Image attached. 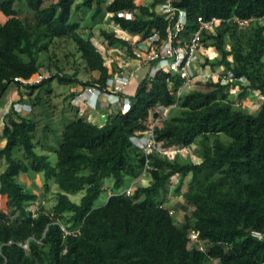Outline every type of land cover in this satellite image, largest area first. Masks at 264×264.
Segmentation results:
<instances>
[{
    "label": "trees",
    "instance_id": "16d2710c",
    "mask_svg": "<svg viewBox=\"0 0 264 264\" xmlns=\"http://www.w3.org/2000/svg\"><path fill=\"white\" fill-rule=\"evenodd\" d=\"M136 1L56 0L45 7V0H0V12L7 17L0 24V100L12 85L26 89L29 98L37 92L36 104L55 81L81 87V93L91 86L106 90L108 79L122 73L123 67L116 61L108 63L91 33L82 32L78 17L92 12L89 22L95 25L109 16L119 30L140 37L135 43L115 31H100L107 51L126 53L125 64L136 59L139 44L156 34L166 41L174 29L157 11L166 0L150 6ZM17 3L26 6L32 20L20 17ZM173 5L187 14V24L177 34L183 41L199 29V18L254 19L245 29L223 23L215 35L205 33L202 39L219 57L205 58L201 67L210 66L212 71L223 67L234 78H244L246 85L208 80L206 90L178 97L185 85L181 74L160 70L154 77L148 75L129 98V112L108 114L103 126L76 116L64 127L57 148L42 146L55 151L56 166L48 155L35 152L37 122L12 108L2 131L7 143L0 150V161L6 163L0 195L7 208L0 210V264H264V238L251 236L253 231L264 234V0H180ZM58 40L74 43L85 70L98 73V78L83 83L75 72L56 73L33 85L16 81L38 78L42 57H49ZM236 89L239 99L251 91L260 94L263 102L257 114L236 106L232 99ZM81 93H71L70 101ZM160 106L182 113L170 116L172 109L154 127L156 141L168 151L197 146L200 162L182 163L157 152L146 157L133 144V137L151 128V115ZM147 159V186H138L132 196L118 193L104 206L94 207L106 179L112 178L120 191L126 176L140 177ZM30 171L44 175L46 188L50 181L59 187L51 213L43 207L30 209L39 196L19 181ZM83 191L79 204L69 198ZM172 195L193 208L182 223L166 208ZM193 232L205 242L203 250L190 248Z\"/></svg>",
    "mask_w": 264,
    "mask_h": 264
},
{
    "label": "rangeland",
    "instance_id": "374dc122",
    "mask_svg": "<svg viewBox=\"0 0 264 264\" xmlns=\"http://www.w3.org/2000/svg\"><path fill=\"white\" fill-rule=\"evenodd\" d=\"M52 2L53 0H46L45 6H49L50 4H52ZM16 8H19L20 16L23 17V19H33V16L25 11L27 10L26 6H24L23 8L20 7L19 3H17ZM81 16L78 17V20L82 19V32H91L93 41L95 42L96 46L102 51L104 57L106 58V60H108V63H110L111 61H116V63L123 62L124 59L122 57L126 55L124 51L117 49L107 51L102 44L103 39L100 35V31L102 30V28L109 31L115 30L113 28V24L109 22L110 20H108V18H101L99 20V23L103 27H99V29L95 30L94 28L90 29V26L92 25H90L89 20L86 19L87 15L81 14ZM2 18L3 15L0 14V22H2ZM117 34L121 35L120 31H117ZM132 40L134 42H138L140 40V37L135 36L134 38H132ZM145 45H147L146 42ZM205 46L206 45H202V49L206 50ZM205 56L206 55L202 56L201 62H204L203 57ZM41 62L44 67L41 69L40 75L46 76V78L49 76H53L56 73L72 75L75 72H78L79 78L83 83L92 82L95 78H98V73L94 72L90 74L85 70L84 63L80 59V55L76 53L75 44L70 41L58 40L52 47V51L49 54V57L47 55L43 56ZM205 82L206 81H197L195 84V89L206 90V87L204 85ZM52 86L53 88L50 92L47 89L46 92L42 93V99L40 104H36L37 101H35V96L37 92H35V94L30 93L32 95L31 98H29V93H27V90L24 89V91L27 93V102L32 107V112H24L21 110V108H17L16 110L20 114L29 116L37 122V147L35 149V152L39 155H48L51 164L53 166H56L57 155L55 151L50 152L48 150H45L42 146L49 145L52 146V148H57L60 144L64 127L71 120L76 119V116L80 117V114H83V116H85L87 111L86 109H83L86 108L85 103L77 104L76 102H74V99L70 101L69 95L71 94V86L60 85L56 81L53 83ZM238 91H236L232 95V99L235 101L236 106L243 107L249 113L257 114L263 102V98L260 96V94L258 92L251 91L245 99H239L240 91ZM107 108L109 109L110 107ZM90 111L92 112V109H90ZM181 113L182 110L173 109L170 113V116H178ZM98 121L99 120H96V118L94 117L90 120V122L94 124H97ZM196 149L197 146H193L191 148L183 150H171L166 153V157L170 160L176 159L182 163H187L189 161L198 163L200 162V159L195 153ZM138 179L141 181V183L133 185V188L136 189L138 186H147L149 184L148 179L150 180L149 173L146 176H143L142 173ZM145 180L147 181L145 182ZM188 180L189 178L186 180V183L188 182ZM19 181L27 188L28 191L39 196L38 202L32 205L30 209L38 210L43 207L48 213H51L53 211L54 205L56 204V194L60 192L59 187L54 181H50L48 183V188H46V181L44 175L42 173L38 174L32 171L28 172L27 174H22L19 178ZM132 181V178L126 176L124 186L120 191H117L114 188V180L112 178L106 179L103 185L104 190L99 199L95 202L94 207L99 208L104 206L111 196L121 193L126 190V188H128L129 186H132ZM176 184V180L171 183V191H174V189L176 188ZM186 190L187 186L183 188V192H185ZM84 193L85 192L83 191L77 194H70L69 198L72 202L79 204L82 197L84 196ZM5 203L6 202L0 197V210H4L7 212ZM166 208L171 210L172 214L174 215V218L178 221V223H182L184 221L185 215H191L193 212V208L189 204H187L182 197H176L174 195H172L166 203ZM212 262L214 264H220L219 261Z\"/></svg>",
    "mask_w": 264,
    "mask_h": 264
},
{
    "label": "built area",
    "instance_id": "2783aa9c",
    "mask_svg": "<svg viewBox=\"0 0 264 264\" xmlns=\"http://www.w3.org/2000/svg\"><path fill=\"white\" fill-rule=\"evenodd\" d=\"M157 11L160 14L167 16L168 20L173 23V34L168 40L163 42L157 34L147 39L145 42L148 44V49L143 52H136V60L140 65L149 66L150 72L148 75L150 77H154L160 70L171 74H181L182 78L185 79V85L178 91V97L188 94L195 87L197 74L194 70V66L199 64L201 61L200 51L202 49V39L205 33L215 35L217 29L222 26L223 23H234L239 28L245 29L248 28L254 21V19L241 20L238 17H233L228 20L213 18L210 21H204L202 18H199V29L189 40L183 41L177 38V34L182 32L187 24L186 12L175 8L173 3L170 1L163 3ZM119 16L131 18V15L127 13H120ZM174 41H176L177 44H175ZM45 78L46 76L39 75L38 78L30 81L20 79H16V81H20L26 86L40 83ZM206 80H214L215 82L220 81L221 84L225 86L231 83L246 85V80L244 78H234V75L230 71L225 70L223 67H219L215 70V72L208 75ZM129 81L130 78L125 73L114 74L108 79L106 90H101L92 86L86 87L83 92L74 99V102L77 104L85 103L88 108L93 110L97 109L98 106L113 107L119 109L117 112L127 113L131 109L132 101L129 98L124 97L122 93L124 92L125 86L129 84ZM238 90L239 89H236L234 91L236 92ZM173 108L175 107H158L151 115V128L139 136H135L131 139L133 144L138 147L146 157L154 152L161 155H166V153L169 152L168 150H164L161 144L156 141L154 127L159 122L167 119ZM148 172L149 165L147 159L143 170V176H146ZM134 191L135 188L131 186L122 194L132 196ZM63 230L67 235L71 234V232L66 231L65 228H63ZM251 236L258 240H262L264 238V234L259 231H253ZM204 243L205 242L199 239V235L197 233L193 232L190 234V248L195 247L199 250H203ZM25 249H28V246H25Z\"/></svg>",
    "mask_w": 264,
    "mask_h": 264
},
{
    "label": "crops",
    "instance_id": "0c3cea01",
    "mask_svg": "<svg viewBox=\"0 0 264 264\" xmlns=\"http://www.w3.org/2000/svg\"><path fill=\"white\" fill-rule=\"evenodd\" d=\"M55 1L56 0H53V2H55ZM112 1L113 0H107V3H110ZM154 1L155 0H137L136 3L139 6H150ZM167 1H170V2L174 3V2H178L180 0H166V2ZM45 2H46V0H45ZM44 6H45V3H44ZM20 7H23V6L20 5ZM45 7H47V6H45ZM160 7L161 6H158L157 10H159ZM16 9L19 10V8H16ZM25 11L27 12V10H25ZM0 14L3 15L1 12H0ZM86 15H87L86 19H88L90 21L89 18H91L92 12H88V13H86ZM80 16H81V14H80ZM21 18L23 19V17H21ZM106 18H108V20H109V16H107ZM6 21H7V17L3 15L2 22H0V24H4ZM90 25H92L91 22H90ZM99 27L102 28L103 26L100 25L99 20H98L95 25L90 26V29L94 28L95 30H97V29H99ZM113 28L116 30V31L114 30L116 33H117V31H120V33H121V35H119L120 37H123V38H126V39H131V40H132V38L135 37V36H130L129 34L119 30L115 26ZM102 29H104V28H102ZM102 44H103V42H102ZM147 49H148V44L145 45V43L143 42V43L138 45V49H137L136 52H143V51H146ZM204 55H206V56L203 57L204 58L203 61L205 60V58H209L210 61H214V60H216L219 57L218 52L216 50H214L213 48H206V50L205 49H201V51H200V56H201L200 59H202V56H204ZM201 63L202 62L200 61L199 64H196L194 66V68H195L194 70H195V72L197 74V77H196V80H195V84H196L197 81H206L207 82V80H206L207 76L212 74L213 72H215V71H212L210 66H208L206 68H202L201 67ZM120 64L123 67L122 68V73H125L130 78L129 84L125 86V89H124V92L122 93V95L124 97H127V98L133 97L135 95V92L137 90V87H138L139 83L148 76V74L150 72V68L147 65H140L136 59L131 60V61H127V63H125V64H124V62H121ZM217 69L218 68H216L215 70H217ZM194 89H195V87H194ZM81 91H82L81 87H72L70 93H74V92L81 93ZM26 94L27 93L24 91V89H19L16 86L12 85L8 89V91L5 93V95L2 97V99L0 100V150L3 149L6 146V143H7L6 139H4L2 137V131H3V128H4L5 116L10 112V110L12 108H16V109L17 108L18 109L21 108V110L24 111V112H28V113L32 112V107L30 106V104L28 102L24 101V100H27L26 99ZM83 109H86V111H87L86 115L83 116V114H80L79 116L80 117H84L89 122H90L91 118L94 117V118H96V120H99L98 123L95 124V125H99V126H103L106 123L107 118H108V114H110V112L111 113L113 111L117 112L119 110L118 108H111L110 107L108 109L107 107H98L95 110L92 109V112H91L90 108H88L87 104H86V108H83ZM77 111H78V109H77ZM16 112H17V110H16ZM20 115H22V114H20ZM23 116H25V115H23ZM0 166H1L0 167V175H1L6 169L5 161H3V160L0 161ZM138 178L133 179V181L131 183L132 186L135 185V184H140L141 183V181ZM146 181L147 180H145V182ZM148 183H150L149 179H148ZM130 187L131 186H129L128 188H130ZM128 188H126V190ZM123 192H121L120 194H122ZM0 197L3 200L1 195H0Z\"/></svg>",
    "mask_w": 264,
    "mask_h": 264
}]
</instances>
